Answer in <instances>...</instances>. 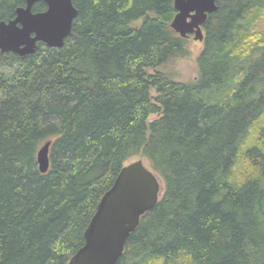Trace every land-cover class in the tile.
Listing matches in <instances>:
<instances>
[{"label": "trees", "instance_id": "1", "mask_svg": "<svg viewBox=\"0 0 264 264\" xmlns=\"http://www.w3.org/2000/svg\"><path fill=\"white\" fill-rule=\"evenodd\" d=\"M73 5L63 47L0 52V264H68L134 158L163 190L117 264H264V0L216 1L189 82L161 69L187 55L174 0Z\"/></svg>", "mask_w": 264, "mask_h": 264}, {"label": "water", "instance_id": "2", "mask_svg": "<svg viewBox=\"0 0 264 264\" xmlns=\"http://www.w3.org/2000/svg\"><path fill=\"white\" fill-rule=\"evenodd\" d=\"M24 7L15 10V18L0 23V52L25 57L33 54L38 44L61 48L71 34L77 16L73 0H18ZM217 0H174L176 14L170 24L181 38L193 35L203 41L202 26L216 10ZM43 2L47 9L33 13L32 7ZM51 142L39 148L38 170L49 168ZM163 183L142 160L122 167L112 186L101 197L96 211L84 231V244L69 259L68 264H117L129 235L139 225L140 218L157 204Z\"/></svg>", "mask_w": 264, "mask_h": 264}, {"label": "rangeland", "instance_id": "3", "mask_svg": "<svg viewBox=\"0 0 264 264\" xmlns=\"http://www.w3.org/2000/svg\"><path fill=\"white\" fill-rule=\"evenodd\" d=\"M187 44H186V52L187 55L180 58H175L168 63H166L161 69L167 73L169 76L172 77L175 81H181V82H189L193 81L198 76V66H197V56L201 52L203 48V43L200 41H196L192 36H189L186 38ZM152 95H155V92H151ZM157 115H150L148 118V121H154L157 119ZM139 160L138 158L131 159L128 163L132 161ZM144 163V165L151 169L148 163L141 159Z\"/></svg>", "mask_w": 264, "mask_h": 264}, {"label": "flooded vegetation", "instance_id": "4", "mask_svg": "<svg viewBox=\"0 0 264 264\" xmlns=\"http://www.w3.org/2000/svg\"><path fill=\"white\" fill-rule=\"evenodd\" d=\"M22 3H23V5L22 6H19V7H24L25 6V3L23 2V1H21ZM38 3V2H37ZM43 3V2H42ZM35 5V4H34ZM33 5V6H34ZM46 6V5H45ZM17 9V8H16ZM46 9H47V6H46ZM46 9L44 10V11H46ZM44 11H42V12H44ZM39 13V12H38ZM15 18V17H14ZM13 20V19H12ZM190 36H192V35H190Z\"/></svg>", "mask_w": 264, "mask_h": 264}]
</instances>
